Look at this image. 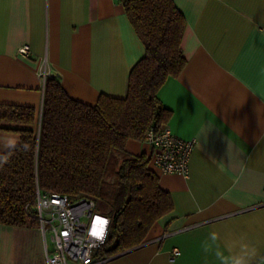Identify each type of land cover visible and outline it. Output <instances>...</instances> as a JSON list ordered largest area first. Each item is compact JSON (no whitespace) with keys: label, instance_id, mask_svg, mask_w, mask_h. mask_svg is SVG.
Here are the masks:
<instances>
[{"label":"crops","instance_id":"1","mask_svg":"<svg viewBox=\"0 0 264 264\" xmlns=\"http://www.w3.org/2000/svg\"><path fill=\"white\" fill-rule=\"evenodd\" d=\"M173 1L185 19V65L158 97L171 112L165 125L194 140L188 174L149 163L173 210L105 264H264V0ZM144 53L122 0H0V103L33 106L37 119L44 68L94 105L101 94L126 95ZM19 141L0 131V155ZM125 149L151 152L135 139ZM0 264H45L37 224H0Z\"/></svg>","mask_w":264,"mask_h":264},{"label":"trees","instance_id":"2","mask_svg":"<svg viewBox=\"0 0 264 264\" xmlns=\"http://www.w3.org/2000/svg\"><path fill=\"white\" fill-rule=\"evenodd\" d=\"M122 3L145 49L128 74L124 97L101 94L88 105L50 76L38 119L33 106L0 103V122L27 125H0V131L20 134L19 143L0 155V224L36 226L37 188L91 198L110 218L107 240L96 252L100 257L139 246L153 224L173 210L148 156L128 152L125 144L144 141L150 128L160 129L171 117L158 91L185 65V19L173 0Z\"/></svg>","mask_w":264,"mask_h":264},{"label":"built area","instance_id":"3","mask_svg":"<svg viewBox=\"0 0 264 264\" xmlns=\"http://www.w3.org/2000/svg\"><path fill=\"white\" fill-rule=\"evenodd\" d=\"M21 52L26 53L27 47ZM41 74L44 80L49 76L45 68ZM144 141L151 149L149 163L161 173L188 174L194 140L183 139L164 125L158 130L150 128ZM35 207L37 227L44 238L45 264H105L109 260L96 252L107 240L110 218L96 209L93 199L37 188ZM178 253L174 249L171 260Z\"/></svg>","mask_w":264,"mask_h":264},{"label":"rangeland","instance_id":"4","mask_svg":"<svg viewBox=\"0 0 264 264\" xmlns=\"http://www.w3.org/2000/svg\"><path fill=\"white\" fill-rule=\"evenodd\" d=\"M49 245L51 244L50 241H48Z\"/></svg>","mask_w":264,"mask_h":264}]
</instances>
